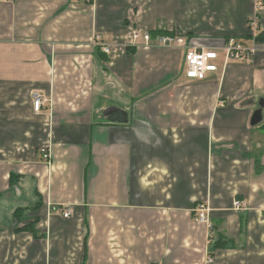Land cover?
Masks as SVG:
<instances>
[{
    "label": "crops",
    "instance_id": "crops-1",
    "mask_svg": "<svg viewBox=\"0 0 264 264\" xmlns=\"http://www.w3.org/2000/svg\"><path fill=\"white\" fill-rule=\"evenodd\" d=\"M255 13L256 0H0V264H264V50L194 81L186 48L130 43L135 29L248 42ZM96 35L127 49L107 55ZM34 90L51 99L40 113Z\"/></svg>",
    "mask_w": 264,
    "mask_h": 264
},
{
    "label": "built area",
    "instance_id": "built-area-1",
    "mask_svg": "<svg viewBox=\"0 0 264 264\" xmlns=\"http://www.w3.org/2000/svg\"><path fill=\"white\" fill-rule=\"evenodd\" d=\"M264 6V0H256V13L248 21L249 40L240 39L235 36H230L223 41L220 47H203L195 44H190L186 35L183 34H163L153 36L150 31L133 30L131 36V45L151 46L165 45L178 46L186 48L185 53V77L189 80L204 81L218 70L217 60L223 58L224 66L230 61H250L261 50H264V41H259L258 37L262 34L261 19L259 11ZM94 44L100 47L107 55H113L115 52L124 53L126 46L121 44H107L102 41L100 35H96ZM32 104L35 112L40 113L44 106L50 104L51 99L41 91L34 90L32 93ZM42 160L48 164L52 161L50 148L42 147L40 149ZM247 205L240 200L235 201V208L240 210L246 208ZM194 220L199 223H204L210 231L214 229V223L210 218L211 208L206 203L200 202L194 208ZM65 217L71 215L70 211L63 213ZM213 257H209V262Z\"/></svg>",
    "mask_w": 264,
    "mask_h": 264
},
{
    "label": "trees",
    "instance_id": "trees-1",
    "mask_svg": "<svg viewBox=\"0 0 264 264\" xmlns=\"http://www.w3.org/2000/svg\"><path fill=\"white\" fill-rule=\"evenodd\" d=\"M152 34H153V36H157V35H159V34H160V35H163V34H183V35H185L184 33L179 32V31H175V30H173V31H167V30H155V31H152ZM258 40H259V41H264V35H263V34L259 35ZM37 221H38V219H36L34 222L28 224V225L26 226L27 229H30L31 231L34 232V230H35V226H36V222H37ZM85 246H87V239L85 240Z\"/></svg>",
    "mask_w": 264,
    "mask_h": 264
},
{
    "label": "rangeland",
    "instance_id": "rangeland-1",
    "mask_svg": "<svg viewBox=\"0 0 264 264\" xmlns=\"http://www.w3.org/2000/svg\"><path fill=\"white\" fill-rule=\"evenodd\" d=\"M261 15L264 17V13H263V12H261ZM218 61H219V60H218ZM218 61H217V62H218Z\"/></svg>",
    "mask_w": 264,
    "mask_h": 264
}]
</instances>
